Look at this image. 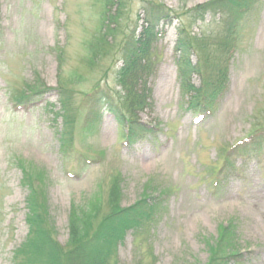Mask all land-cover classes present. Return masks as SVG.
Masks as SVG:
<instances>
[{"label": "rangeland", "instance_id": "374dc122", "mask_svg": "<svg viewBox=\"0 0 264 264\" xmlns=\"http://www.w3.org/2000/svg\"><path fill=\"white\" fill-rule=\"evenodd\" d=\"M150 1L184 12L208 0H124L115 48L99 55L101 63L90 68L87 41L103 29V0H0V264H18L15 250L27 233V191L18 161L28 170L46 171L49 219L61 246L68 240L71 206L85 204L95 194L106 202L110 182L119 174L122 206L146 191L162 209L151 223L125 234L110 264H206L207 244L229 223L240 262L264 264V155L245 163L236 159L242 170L218 187L208 182L232 145L264 127V0L240 22L228 85L210 113L187 107L194 91L178 77L174 20L141 62L146 70L136 82L148 89L150 103L137 117L154 128L153 135L127 145L111 115L85 123L79 107L85 92L97 82L119 90L115 71L120 63L114 51L124 31L140 30ZM218 29L207 16L191 32L206 35ZM202 57L192 52L190 65ZM36 77L52 89H69L75 125L66 129L49 111L58 109L54 90L33 106L13 104L8 88H22L23 80ZM201 79L191 73L187 84L196 89ZM64 130L70 141L66 148L59 140Z\"/></svg>", "mask_w": 264, "mask_h": 264}, {"label": "trees", "instance_id": "16d2710c", "mask_svg": "<svg viewBox=\"0 0 264 264\" xmlns=\"http://www.w3.org/2000/svg\"><path fill=\"white\" fill-rule=\"evenodd\" d=\"M123 1L103 0V29L99 37L87 41L88 67H95L100 61L99 55H106L114 50L115 38L120 32V27L116 25L119 24V11ZM257 2L258 0H208L184 12H175L161 3L147 2L143 9L140 30L137 31L135 26L124 31L114 51L120 63L115 71V83L119 90L97 82L85 92L79 106L85 111L82 114L85 123H98L104 114L111 115L118 123L119 134L127 145H133L138 140L153 135L154 128L137 117V113L150 106V103L148 89L144 86L138 88L136 82L139 81L141 72L146 70L145 67H140L141 62L146 60L152 45L164 33V28L174 20L177 22L176 50L180 54L178 77L184 88L194 91L187 101V107L194 112L210 113L216 108L228 85V66L237 44L240 22ZM109 6H114L115 10L112 12ZM207 16L213 17L219 29L206 35L203 32L192 33L191 28L204 22ZM58 52L61 53V50ZM192 52L203 55L195 66L189 63ZM204 62L211 68L208 73L205 72ZM194 72L202 76L201 85L196 89L187 84L189 75ZM22 83V88H8L9 97L15 106H33L37 104L39 96L54 90L58 109L49 111L53 112L55 118L62 119L66 129L75 125L77 121L73 118L68 88L62 85L52 89L45 86L38 77L32 82L23 80ZM59 140L62 147L69 146L66 130L60 132ZM261 155H264V127L255 130L248 138L235 143L226 151L218 173L215 176L212 174L213 178L208 181L209 186L218 187L229 177L236 176L242 170L235 166L236 159L240 158L245 163L251 159L259 160ZM17 164L22 172L21 185L27 191V212L24 218L27 233L15 250L16 257H19L18 264H110L111 256H114L117 244L123 240L125 234L151 223L162 209V204L155 202L146 191L135 203L122 206L121 179L117 174L110 182L106 202L95 194L85 204L71 206L68 240L61 246L55 241V232L49 219L46 171L39 167L28 170L20 161ZM207 246L209 256L206 264H242V255L236 249L232 224L222 226L217 237Z\"/></svg>", "mask_w": 264, "mask_h": 264}]
</instances>
